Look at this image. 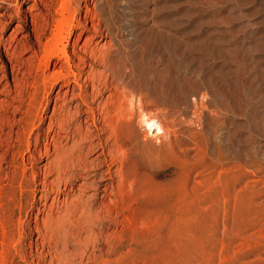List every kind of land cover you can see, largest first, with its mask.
<instances>
[{"label": "rangeland", "instance_id": "obj_1", "mask_svg": "<svg viewBox=\"0 0 264 264\" xmlns=\"http://www.w3.org/2000/svg\"><path fill=\"white\" fill-rule=\"evenodd\" d=\"M9 1V6L0 9V107L13 104V130L21 131L26 106L20 105V97L14 92L9 97L6 91L1 92L6 83L13 88L15 85L10 67L9 80L3 77V65L21 61L28 66L27 70L30 64L37 66L38 61L30 58L32 52L27 48L30 45L39 48L38 36L45 28L49 34L48 24L54 13L45 11L46 0ZM107 1L112 0H80L78 17L82 21L94 9L105 8L104 26L110 24L120 31L117 40L130 50L126 70L131 73V67L137 69L144 91L153 101L148 99V104L158 108L149 107L160 114L155 115L154 109L149 111L160 116L165 131L154 130L153 134L149 126L139 122L137 115L129 116L133 124L126 128L128 139L124 144L126 182L118 187L117 172L123 158L112 137L106 154L109 161L111 157L114 159L115 186L106 193L98 191L100 177H77L79 165H85L78 164L75 152L76 145L95 133L96 128L91 120L82 121L79 117L75 106L81 91L69 90L60 83L51 92L41 131L33 134L31 148L28 150L26 143L20 151L13 148L10 174L13 171L16 178L15 205L20 202L22 164L29 169L26 180L32 179L33 164L41 167L38 181L49 175V180L58 182L60 173L64 187L65 181L77 177L69 184L76 183L75 191L65 190L60 200L66 197L68 205L73 204V228L69 234L81 233L79 239L73 240L78 247L82 244L79 252L86 246L90 253L95 246L98 249L91 264H264V0H113L117 10L113 19H109ZM53 5H57V0ZM80 29L72 35L71 54L75 44L81 46L90 38H93L92 47L97 43L107 49L114 43L92 29ZM93 67L87 70L103 72L101 65ZM53 69L52 63L47 72ZM109 94L112 91L97 100L95 110L106 108V102L112 107L121 101L119 94L111 97ZM27 103L28 99L23 104ZM56 107L70 111H63L60 116L58 109L51 120ZM101 109L96 111L99 119L105 116ZM57 122L66 128L59 138L61 151L58 156L53 153L42 161L46 137L58 130L57 126L51 128ZM68 131L70 135L65 138ZM2 153L0 150V160ZM99 154L100 151L88 155V169L95 168ZM52 159L54 162L49 163ZM99 160L106 164L104 157ZM7 166L5 163L3 169ZM107 168L104 165L102 172ZM5 170L0 179L7 177ZM85 174L81 173L84 177ZM101 183L103 188L107 181ZM51 187L50 184L48 188ZM35 195L38 199L48 196V204L54 197L43 191L42 186L37 187ZM64 209H54L49 228L51 220L56 222L58 216L65 214ZM105 210L107 214L111 210L110 215ZM89 211L91 216L96 211H100V217L109 216L107 228L101 229V224L93 238L85 232L88 224L85 213ZM36 214L37 211L33 219ZM46 214H40L42 221H46ZM99 221L95 220L96 225ZM42 232H47V239L50 234L56 240L65 239L63 230L59 234H53L50 229ZM33 250L38 254L36 245ZM87 259L84 263L90 261Z\"/></svg>", "mask_w": 264, "mask_h": 264}, {"label": "bare ground", "instance_id": "obj_2", "mask_svg": "<svg viewBox=\"0 0 264 264\" xmlns=\"http://www.w3.org/2000/svg\"><path fill=\"white\" fill-rule=\"evenodd\" d=\"M54 2L55 0H46V2L43 4L47 5L48 8L45 11H47L48 14L54 13L53 20H51V22L48 24V28H50L49 34H47L46 28V30L44 29L43 32L41 30L43 34H40V36H38L39 38L37 39L39 48L37 49L33 45H30L27 48V51L32 52L30 58L38 61V63H36L37 66H31L30 64L29 69L27 70L28 66L23 65V62L21 61H13L10 66L7 65V63L6 65H3V72L5 75L3 77H6V79L9 80L10 67L11 75L15 85L13 88V85L6 83L4 87L5 90L3 89L1 92L4 93L6 91L8 97L13 95L14 92L18 97H20V105L26 106L24 111L26 114V120L24 125L22 127L20 126L21 131H14L13 123H11L13 116V104L0 107V150H3V155L1 154L2 160H0V174H2L5 169L8 170L7 177L0 179V264H83L86 258H89L87 260L90 261L84 264H91L92 256L98 249L96 246L95 248L93 246L94 250L92 253H90L89 249H87L88 246H86L82 252H79V247L81 249L82 244H80L78 247V244H76L73 240L75 238L79 239L78 237H81V233L79 232L76 236L69 234L73 228L71 218L75 210L71 208L73 204L68 205L66 202V197L63 200H60L61 195L65 190H68V192L75 191L76 183H73L72 186L69 184L77 179V177L85 179L89 176H93L95 178L100 177V182L97 184L98 188H96L98 191H104L106 193L109 188H114L115 185H113V181L114 177L116 176V173L114 176L112 171L114 159L111 157L112 161H109L106 154V150L111 147L110 140L112 137L114 138V143L118 146L120 154L123 158L121 160V169H118L119 171L117 172L118 176L120 177L118 187L120 188L121 185L123 186V183L126 182L125 179L127 177L126 173L124 172L125 169L123 168L125 165L124 161L127 158L125 152L126 149H124V144H126L128 139L126 128L129 127V124L130 126L133 124L131 123V119H128L129 116L134 117L137 115L139 122L149 126V131L153 130V134H155L154 130H157V133H163L165 131L162 120H159L160 116H155L160 114V112H156L157 110L154 109L156 107L153 106V103L148 104L149 95L144 91V84L138 75L137 69L133 68L134 66L131 67V73L126 70V68H129L127 64L130 62V50L123 42L117 40V38L121 35L120 31L115 27L113 28L110 24L104 26L103 17L106 14L105 8L98 10L94 9L96 11H93V14L86 12L87 14L83 17L84 20L81 21V18L79 19L78 17L79 12L81 11L80 0H57L56 6L53 5ZM9 4V0H1L0 9H2L5 5L9 6ZM107 8L109 9V19H113L117 13L115 2L113 0L111 2L107 1ZM45 25L47 27V24ZM77 28H82V31L85 28L92 29L93 32L104 35L110 39L109 42L114 43L111 44L107 49L100 48L101 46L99 47L97 43L92 47L93 38H90L85 40L81 46L75 44L74 54H71L69 51V44L72 35ZM43 39L44 41H42ZM77 52L80 54L78 55ZM113 57L117 59L116 62H118V65H115L116 59H113ZM52 63L54 64V69L51 73H48L47 70L51 67ZM95 64L101 65L103 67V72L93 73L92 70H87L88 67L92 68ZM92 69H94V67ZM86 73L88 74L82 81L83 76ZM60 83H63L64 86H67L69 90L78 88L81 91L79 101H77L75 106L78 110L77 112L79 117L82 121L91 120L93 126L96 128L95 133L88 135L86 139H84L75 147V152L78 154L76 161L78 164H84L85 166L79 165V174L77 177L75 176V179L71 181H65L64 187H62L63 183L60 173L57 174V179L59 180L58 182L49 180V175H45L42 181H38V177L41 175V167H35L33 164L31 166L32 179L29 178L30 180H26L25 178L29 169L23 163L24 159L22 158V181L19 182L21 196L19 205H15L13 184L16 178H13V171L10 174V169L13 168V148L14 150L17 149L20 151L24 143H26L28 150L31 148V139L33 134L36 131H41V126L45 118L43 114L46 112L49 106L51 92ZM89 88H91V92H89ZM109 91H112V94H109V97H111L114 93H117L120 95L121 101L115 102L112 107H110L108 102H106V108L101 109V107H99L95 110L94 104H96L97 100L103 99L105 94ZM90 98L91 100H89ZM27 99L28 103L24 105L23 103ZM149 105H151V107L153 106L154 108H150ZM149 108L152 109L150 111H153V109L155 110L153 112H156L155 115L151 114ZM58 109L61 110L60 108L56 107L51 120L57 115ZM100 109L102 110L100 113L105 114V116L99 119L97 117L96 111ZM63 111L68 113L70 110L63 107L59 112L60 116L62 115ZM112 113H114V115H112ZM137 117L136 119H138ZM38 121L39 124H37ZM59 122L51 127L52 129H55V126H57L58 130L55 129L51 137H49V135L46 137L47 142L45 143L46 148L43 152V156L41 157L42 161L44 159H49L53 153H56L55 157L58 156L61 151V149H59V138H61V132H64L66 128L63 123L60 124ZM99 123H101V127H98ZM53 124L54 122L52 125ZM15 134H17L16 138L14 137ZM106 134L109 135L105 137ZM69 135L70 131L66 132V136L64 137L67 138ZM157 139L160 140V136H157ZM13 142L15 143L14 145ZM51 146L53 147V152L51 151ZM99 151L100 154L96 159L98 161L95 164V168L88 169V155ZM100 157H104V162H106V164H103V160H99ZM53 162L54 160L52 159L49 163ZM5 163L8 166L3 169V165ZM104 165H106L108 168L102 172ZM18 169H20V167ZM63 171L64 173L66 172V170ZM81 173H86L85 177L81 175ZM105 180L107 183L104 184V187L102 188L101 186L103 185L101 182ZM4 181H6V183H4ZM50 184L52 187L49 189L48 186ZM38 186H42L43 191H49V194H54L53 200L50 204L47 203L48 196H43L39 199L36 197L35 193ZM6 187L8 189H6ZM124 191L122 192L124 193ZM119 194L122 195L121 193ZM124 194L126 195V193ZM43 199L45 200L44 203ZM60 201L62 202V205H60ZM55 208H58V210L65 208V214L58 216L56 222L51 220L49 228L48 222L50 221V215L54 213ZM74 208H76L75 205ZM35 211H37V214L35 219H33ZM90 211L85 213L88 215L86 217L87 219H83L88 220V224L85 225V232L89 233L87 236L92 235L93 238V235H98L96 234V228L101 224V229L107 228L109 216L106 215H110L111 210L108 214L106 213V210L104 211L106 213V217H100V211L99 213L96 211L95 213L98 214L95 215L94 213L96 218L93 217L94 215H90L92 214ZM43 213H47L46 221H42L40 217V214ZM17 214L18 218L15 219ZM96 219L98 221L101 220L97 225L95 222ZM43 229H50L53 234H59L60 231L63 230L65 232V239L62 241L60 238V240H56L52 234H50L47 239V232L43 233ZM35 235H38L37 239H35ZM98 243L97 247L99 245ZM34 245L37 247L36 251L38 254L33 253ZM39 248L42 250L39 251ZM70 250H72L73 253ZM78 259L79 261H77Z\"/></svg>", "mask_w": 264, "mask_h": 264}, {"label": "snow or ice", "instance_id": "obj_3", "mask_svg": "<svg viewBox=\"0 0 264 264\" xmlns=\"http://www.w3.org/2000/svg\"><path fill=\"white\" fill-rule=\"evenodd\" d=\"M151 126V125H150Z\"/></svg>", "mask_w": 264, "mask_h": 264}]
</instances>
